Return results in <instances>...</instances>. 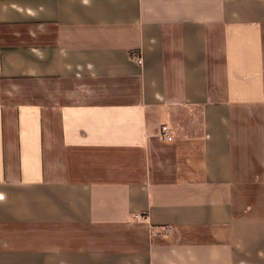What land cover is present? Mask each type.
<instances>
[{
    "label": "crops",
    "instance_id": "0c3cea01",
    "mask_svg": "<svg viewBox=\"0 0 264 264\" xmlns=\"http://www.w3.org/2000/svg\"><path fill=\"white\" fill-rule=\"evenodd\" d=\"M0 264H264V0H0Z\"/></svg>",
    "mask_w": 264,
    "mask_h": 264
},
{
    "label": "built area",
    "instance_id": "2783aa9c",
    "mask_svg": "<svg viewBox=\"0 0 264 264\" xmlns=\"http://www.w3.org/2000/svg\"><path fill=\"white\" fill-rule=\"evenodd\" d=\"M163 130H164V132H165V131H167V128L164 126V127H163ZM164 136H167V135L164 134ZM167 137H168V136H167ZM168 138H170V137H168Z\"/></svg>",
    "mask_w": 264,
    "mask_h": 264
}]
</instances>
